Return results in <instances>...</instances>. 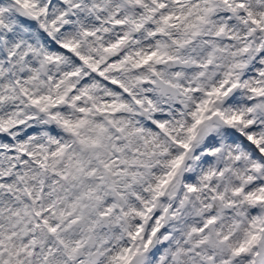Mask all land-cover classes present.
<instances>
[{
    "label": "snow or ice",
    "instance_id": "snow-or-ice-1",
    "mask_svg": "<svg viewBox=\"0 0 264 264\" xmlns=\"http://www.w3.org/2000/svg\"><path fill=\"white\" fill-rule=\"evenodd\" d=\"M0 264H264V0H0Z\"/></svg>",
    "mask_w": 264,
    "mask_h": 264
}]
</instances>
